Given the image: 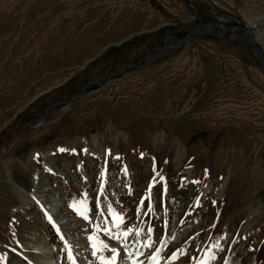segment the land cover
<instances>
[{"label": "rangeland", "instance_id": "rangeland-1", "mask_svg": "<svg viewBox=\"0 0 264 264\" xmlns=\"http://www.w3.org/2000/svg\"><path fill=\"white\" fill-rule=\"evenodd\" d=\"M192 2L0 0V147L51 107L0 151V264H264V69L197 9L264 52V0Z\"/></svg>", "mask_w": 264, "mask_h": 264}, {"label": "water", "instance_id": "water-1", "mask_svg": "<svg viewBox=\"0 0 264 264\" xmlns=\"http://www.w3.org/2000/svg\"><path fill=\"white\" fill-rule=\"evenodd\" d=\"M186 1L189 2L190 4H192L193 6H195V4L192 2V0H186ZM197 9H198V12H199V14H200V17H201L204 21H206L208 24H213V23H215V24H218V25H220L221 27H223L222 30H220V31H218V32H215V33H226V32H228V31H239V30H241V31L243 32L244 37L247 39V41L250 43V45L254 48L255 52L257 53V55H258V57H259V59H260L261 66H262L263 69H264V52H263L261 46L259 45V43H258V42L252 37V35H251L249 29H247L245 26L240 25V24H238V23L225 22V21H223L221 18L216 19V18H213V17H208V16H206V15L203 13V11H202L199 7H197ZM198 33H199L198 31H195V30H194V31H192L191 33L187 34V35H186V36H185L180 42H177V43H173V44L167 45L163 50H161V51H159V52H156V53H152V54L147 55L146 58H145V61H144L142 64H140L139 66H137L136 68H134L133 70H131V71H128V72H127V71H124V70L121 69V70H118V71L114 72V73H113V74H112V75H111V76H110L105 82H103V83L98 82V81H93L92 83H93V84H97V85H99L100 87H104V86H106L107 84H109L115 76H117V75H119V74H122V73H125V74H127V73H131V72H134V71L138 70L139 68L143 67V66L147 63V61H148L149 59H151V58H153V57H159V56H161V55H164L165 52H166L169 48L179 47V46L185 44V42L188 41L192 35H196V34H198ZM203 33H204V32H203ZM90 84H91V82H88L87 84H85V85L83 86V88L81 89V91H80L76 96H74L71 100H69V101L58 102L57 105L62 106V108L68 107L69 105H71V104H72L77 98H79V97H80V96H81V95L87 90V88H88V86H89ZM52 106H53V105H52ZM55 106H56V105H55ZM50 108H51V107L47 108V109L45 110L44 114L41 115L40 117L35 118V119H32L31 121L27 122V123H26V124L20 129V131H19V133L17 134L16 137H14L13 139H10V140H8V141H6V142H4V143L2 144V146L0 147V151H1V150H4L5 147H6L7 145H10V144H12L13 142L17 141V140L20 138V136H21V134L23 133V131H24L27 127H29V126H34V125H35V126L40 125V124L43 122V120H44V119L48 116V114L50 113Z\"/></svg>", "mask_w": 264, "mask_h": 264}, {"label": "snow or ice", "instance_id": "snow-or-ice-1", "mask_svg": "<svg viewBox=\"0 0 264 264\" xmlns=\"http://www.w3.org/2000/svg\"><path fill=\"white\" fill-rule=\"evenodd\" d=\"M60 151H65V149H60ZM118 219H122V218H118ZM153 260H154V264H156V258L155 257L153 258Z\"/></svg>", "mask_w": 264, "mask_h": 264}, {"label": "bare ground", "instance_id": "bare-ground-1", "mask_svg": "<svg viewBox=\"0 0 264 264\" xmlns=\"http://www.w3.org/2000/svg\"><path fill=\"white\" fill-rule=\"evenodd\" d=\"M239 31H241V30H239ZM250 44V43H249Z\"/></svg>", "mask_w": 264, "mask_h": 264}]
</instances>
